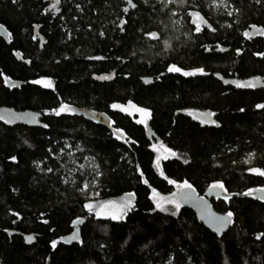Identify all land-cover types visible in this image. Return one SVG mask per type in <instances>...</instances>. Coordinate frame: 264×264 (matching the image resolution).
I'll return each mask as SVG.
<instances>
[{
	"label": "trees",
	"instance_id": "1",
	"mask_svg": "<svg viewBox=\"0 0 264 264\" xmlns=\"http://www.w3.org/2000/svg\"><path fill=\"white\" fill-rule=\"evenodd\" d=\"M132 1L125 12L126 0H0L11 33L0 37V264H264V175L250 171L264 172V86L245 84L264 79V36L244 34L264 33V0H229L232 12L211 0ZM190 8L216 33L174 20ZM216 40L232 50L207 53ZM169 62L195 74H169ZM133 103L152 111L151 125L113 107ZM65 105L76 111L57 115ZM23 114L41 117L14 119ZM158 144L176 155L160 160ZM185 183L200 195L224 185L213 199L232 213L223 235L180 203ZM108 200L125 204L120 218L97 213Z\"/></svg>",
	"mask_w": 264,
	"mask_h": 264
},
{
	"label": "flooded vegetation",
	"instance_id": "2",
	"mask_svg": "<svg viewBox=\"0 0 264 264\" xmlns=\"http://www.w3.org/2000/svg\"><path fill=\"white\" fill-rule=\"evenodd\" d=\"M126 1H127V4L125 6V9L126 8L128 9L127 12H129L130 9H135V8H132V6L129 5L128 0H126ZM50 6H51L50 8H53L51 4H50ZM54 9H55V7H54ZM187 12H186V14H187L186 17L180 16L179 19L175 18L174 20H177L176 22L178 24H182L183 23V25H184L186 18H188L189 19L188 21H189V25H190V30L192 31V33L197 34V35H202L203 33L205 34L207 32H211V33H214V34L216 33L217 30L213 27V25L209 21L208 17L205 16V14L202 11H200L198 9H192V8H190L189 10H187ZM195 13H199V17L200 18H197L195 15H192V14H195ZM193 21H195V23ZM197 25H199L200 26V29H201L199 32L196 31V26ZM121 27H123V26L121 25ZM152 33H155L156 35L155 36H152ZM187 33H188V31H187ZM245 33L248 34L247 36L246 35L245 36L250 41L257 39L260 35L264 36V33L263 32H261V31H259L257 29L255 30V29H253V27H251L249 30L245 31ZM146 37H148L153 42L161 41L162 40V35L160 33H158L157 31H151L150 33L146 34ZM185 37H187V35H185ZM171 45H172V43H171ZM230 50H232V45L226 46L224 43H222L220 41H217V40L214 41V42H210V43L206 44V52L207 53L208 52H211V51H215V52H225V51H230ZM19 58L21 59V57H19ZM172 66L179 67L181 69V71L180 72L169 71V68L172 67ZM115 72L116 71L114 70V71H111L109 73H104V74H99V75H109V74H112L113 75V79H114L115 78V74H116ZM185 72H187V71L184 70L183 68H181L176 63L169 62L168 65H167V73H169V74H172V73L173 74H181L182 76L187 77L188 75H184ZM196 73L197 74H199V73L203 74V72H199V71H196ZM95 76H98V75L97 74H94L93 75V79H95ZM164 76L165 75H160L156 80H154L153 78L152 79L150 78L149 80H150V82L153 85H156V84H158L160 82V77H164ZM214 76L217 79H221L220 76L218 75V73H216V74L214 73ZM103 82H110V81H103ZM248 82H251V85L252 86H250V87L264 86V79L255 78V79H252V80H250ZM225 83L227 85L228 84L238 85V84H241L242 81H240V80H238L236 78H232V76H230L227 79H225ZM127 105H130V104H127ZM132 105H134L135 107H137L139 109H144L148 113H150V115L148 116L147 121L146 122H142V123L145 124V125L146 124L151 125L152 124V114H153L152 111L151 110H148V109H146L144 107L138 106V105H136L134 103ZM121 106H123V105H121ZM124 106H126V105H124ZM121 109H123V108H121ZM178 113H181L184 116H191V117L199 120L203 124H210V123H213V121L215 122L214 115H211V114H213L211 112H204V111H201L200 112V111H193L192 109L190 110V109H186V108L183 109L182 108ZM203 114H209V115L207 117H204ZM135 116H137V115H135ZM40 117H41V115H38L37 117H33V121L32 122H35V121L36 122H39ZM158 141L160 142L161 140L158 139ZM160 143H162V142H160Z\"/></svg>",
	"mask_w": 264,
	"mask_h": 264
},
{
	"label": "water",
	"instance_id": "3",
	"mask_svg": "<svg viewBox=\"0 0 264 264\" xmlns=\"http://www.w3.org/2000/svg\"><path fill=\"white\" fill-rule=\"evenodd\" d=\"M54 4H55V0H54ZM132 4L135 5V7L132 8H136V4L132 1ZM59 5V4H58ZM58 5H56V8H58ZM61 13V9L57 10V14ZM253 29H257L261 32H263L262 28L260 27H256L254 26ZM0 37L4 38L8 43H10L11 40V33L8 30V28L0 23ZM16 55L18 57H22V54L20 52L16 53ZM92 60H104L103 57H93L91 58ZM100 77H109L108 79H100ZM96 80L99 81H111L113 79V75L109 74V75H98L95 76ZM20 85L22 84V82H10V85ZM246 85H249V82H245ZM225 192L223 190V188H209L207 190V192L205 193V195H200L198 194V192L196 191L195 188L191 187V188H185L184 190H182V192L177 196V198L179 199L180 203L185 206L188 207L190 209H192L196 216L197 219L203 223L210 231H212L213 233H215L218 236L223 235L227 229L229 228V226L231 225L232 222V216L230 218V223H227L226 225L223 226V228H219V226L217 224H215L213 222V218L214 217H227V213H222L218 210L215 209L214 205H213V199L218 198L219 196L224 195ZM255 194L261 198L264 199V191H260L257 190L255 192ZM188 197V198H186Z\"/></svg>",
	"mask_w": 264,
	"mask_h": 264
},
{
	"label": "rangeland",
	"instance_id": "4",
	"mask_svg": "<svg viewBox=\"0 0 264 264\" xmlns=\"http://www.w3.org/2000/svg\"><path fill=\"white\" fill-rule=\"evenodd\" d=\"M211 1H212L211 6L214 9H216V10L217 9H225V10L232 12V10L230 9L231 3L229 2V0H224V3H220L219 0H211ZM176 4L180 5L181 3L177 2ZM38 81H41V83H39V84H41L43 86H46V87H52L53 86L52 81L49 79H40ZM48 82H50V84ZM118 106L120 108H123L128 113H131L133 115H137L138 119L142 122H146L148 119V116H145L142 112L137 111V109H139V108L135 107L132 104L126 105V106H121V105H118ZM57 111H59V110H57ZM75 111H76L75 109L67 107L65 109V111H63V112H75ZM60 113H62V112H60ZM90 116L91 115H89V117ZM14 119L25 120V121L31 122V121H33V116H31L29 114H23V115L15 116ZM154 148H155L157 155H158V158L160 160H162L163 158L169 157V156H175V155H172V153H174V152H172L170 149H168L164 145L158 144V145L154 146ZM120 201L121 200L104 201L103 203L100 204L101 208L99 207V209H98L99 211L97 210V213L99 215L112 217L114 219L120 218L125 211V204L120 203ZM171 203L176 204V202H173V201H170V202L167 201L166 204H171Z\"/></svg>",
	"mask_w": 264,
	"mask_h": 264
},
{
	"label": "snow or ice",
	"instance_id": "5",
	"mask_svg": "<svg viewBox=\"0 0 264 264\" xmlns=\"http://www.w3.org/2000/svg\"><path fill=\"white\" fill-rule=\"evenodd\" d=\"M169 2H171V0H169ZM219 2H220V3H224V0H219ZM59 3H60V0H55V4L53 5V7H56V5H58ZM128 3H129L130 6L135 7V5L132 4V0H128ZM124 11L127 12L128 9L126 8ZM192 15H195L197 18H200V17H199V13H195V14H192ZM229 15H231V13H229ZM193 22L195 23V21H193ZM200 30H201V29H200V26L197 25V26H196V31L199 32ZM155 35H156L155 33H152V36H155ZM245 35L247 36L248 34L245 33ZM169 71L180 72L181 69H180L179 67L172 66V67L169 68ZM197 71H199V72H203V69H198ZM193 74H195V73H193V72H185V73H184V75H193ZM108 78H109V77H100V79H108ZM36 83H41V81H36ZM48 83L50 84V82H48ZM237 86H238V87H243L244 85H242V84H238ZM248 86H252V85H251V82H249V85H248ZM113 107L115 108V107H119V106H118V105H113ZM257 107H258V108H264V104L257 105ZM66 108H67L66 105H65V106H62V107L59 109V111H57L56 114L59 115L60 112L65 111ZM137 111L142 112L145 116H149V115H150V113H148V112H147L146 110H144V109H137ZM208 115H209V114H203L204 117H207ZM211 115H214V114H211ZM138 122H142V121H138ZM213 123H215V122L213 121ZM172 155H176V154H175V153H172ZM49 171H51V169H49ZM250 171H252V172H254V173H259L260 175H264V172H261L259 169H251ZM86 187H87V186H85V188H86ZM184 187L191 188V185L185 183ZM212 187H213V188H223L224 185H223L222 183H218V184H214ZM260 191H264V189H260ZM248 194H249V193H245V195H248ZM186 198H188V197H186ZM158 206H159V205H158ZM86 207L89 208V210H91L93 206H92L91 204H88V205H86ZM175 207H176V209L178 210L179 207H180V205H179V204H176ZM173 214H175V213H173ZM231 216H232V213L229 212V213L227 214V217H214V218H213V222H214L215 224H217V225L219 226V228H223L224 225H226L227 223H230V222H231V221H230ZM261 235H264V234H261ZM77 238H78V237H77L76 234H74V235L71 237V239H77ZM259 238H260V237L258 236L257 239H259ZM32 239H33L32 237H28V241H29V242H31ZM53 247H55V242L53 243Z\"/></svg>",
	"mask_w": 264,
	"mask_h": 264
}]
</instances>
